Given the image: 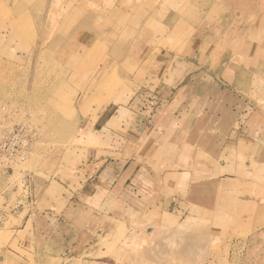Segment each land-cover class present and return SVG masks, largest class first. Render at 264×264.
Here are the masks:
<instances>
[{"label":"rangeland","instance_id":"rangeland-1","mask_svg":"<svg viewBox=\"0 0 264 264\" xmlns=\"http://www.w3.org/2000/svg\"><path fill=\"white\" fill-rule=\"evenodd\" d=\"M228 1L236 3L137 0L135 36L133 27H123V16L112 13L108 0H0V126L27 125L36 132L23 163L9 167L0 159V264H264L263 187L243 188L240 200L261 202L252 207L237 203L249 206L251 216L235 221L239 232L233 237L211 222L208 203L200 204L206 211L193 203V219L182 217L170 226L148 221L117 228L78 263L63 262L71 258L63 249L75 239L70 207L63 220L56 221L60 224L35 217L36 209L50 208L56 196L68 198L79 190L85 181L80 169L92 158L91 149L114 151L125 143L118 137L124 133L119 122L130 115L117 110L131 91L107 53L116 55L132 39H137V57L150 51L161 52L162 58L204 52L215 26L230 22ZM250 2L257 10L251 19V9L239 10L237 17L264 22V0ZM192 60L182 61L195 65ZM125 69L134 70L131 65ZM240 82L245 86L244 78ZM18 102L23 106L15 107ZM25 181L30 184L26 192ZM46 182H51L44 195L48 202L40 198ZM54 207L59 212L64 203ZM147 226H154L152 235Z\"/></svg>","mask_w":264,"mask_h":264},{"label":"crops","instance_id":"crops-1","mask_svg":"<svg viewBox=\"0 0 264 264\" xmlns=\"http://www.w3.org/2000/svg\"><path fill=\"white\" fill-rule=\"evenodd\" d=\"M235 1H228L230 22L215 26L204 52L172 54L170 61L160 57L161 52L137 57V39H132L116 55L107 53L131 91L117 110L130 115L119 122L124 133L117 136L125 143L114 151L91 149L92 158L80 169L85 181L79 190L68 198L56 196L50 208L35 212V217L60 224L56 221L61 222L70 207L75 239L63 249L71 256L64 263H78L117 228L148 221L170 226L182 217L190 219L193 203L199 208L208 203L211 222L233 237L239 232L235 221L251 216L249 206L237 203L252 207L261 202L240 196L243 188H264V168L258 171L264 166V22L250 23L248 13L249 21L239 19L238 11H249L252 0ZM108 2L112 13L123 16V27H133L136 36L137 0ZM126 65L134 70L128 72ZM106 153L117 156L106 158ZM170 174H179L177 181ZM50 185L46 182L40 196L45 202ZM234 192L236 197L231 196ZM56 203H64L59 212Z\"/></svg>","mask_w":264,"mask_h":264},{"label":"built area","instance_id":"built-area-1","mask_svg":"<svg viewBox=\"0 0 264 264\" xmlns=\"http://www.w3.org/2000/svg\"><path fill=\"white\" fill-rule=\"evenodd\" d=\"M34 130L27 125L0 126V159L4 160L6 165L10 167L26 160L30 152V144L36 136ZM29 185V181L24 182V192H26L25 190L29 191ZM29 196L27 195V197ZM28 200L30 205V197Z\"/></svg>","mask_w":264,"mask_h":264},{"label":"bare ground","instance_id":"bare-ground-1","mask_svg":"<svg viewBox=\"0 0 264 264\" xmlns=\"http://www.w3.org/2000/svg\"><path fill=\"white\" fill-rule=\"evenodd\" d=\"M169 176H170L171 178H176V181H177L178 176H177L176 174H170ZM153 227H154V226H149V227L147 226L146 231L149 232V233H148V236L153 234V231H154V230H153Z\"/></svg>","mask_w":264,"mask_h":264}]
</instances>
